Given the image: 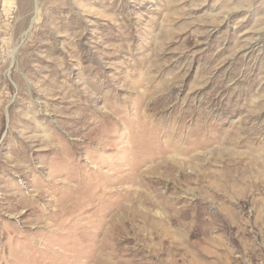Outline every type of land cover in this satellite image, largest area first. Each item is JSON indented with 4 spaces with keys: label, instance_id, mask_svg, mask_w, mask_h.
I'll return each mask as SVG.
<instances>
[{
    "label": "rangeland",
    "instance_id": "374dc122",
    "mask_svg": "<svg viewBox=\"0 0 264 264\" xmlns=\"http://www.w3.org/2000/svg\"><path fill=\"white\" fill-rule=\"evenodd\" d=\"M9 1L0 264H264V0Z\"/></svg>",
    "mask_w": 264,
    "mask_h": 264
},
{
    "label": "bare ground",
    "instance_id": "6f19581e",
    "mask_svg": "<svg viewBox=\"0 0 264 264\" xmlns=\"http://www.w3.org/2000/svg\"><path fill=\"white\" fill-rule=\"evenodd\" d=\"M9 4L12 6V4H13V2H12V0L11 1H9ZM10 6V7H11ZM38 8V7H37ZM37 12H39V11H37ZM37 20V18L35 19V21ZM16 51H17V48L15 49V51H14V53L13 54H15L16 53ZM15 57V56H14Z\"/></svg>",
    "mask_w": 264,
    "mask_h": 264
}]
</instances>
